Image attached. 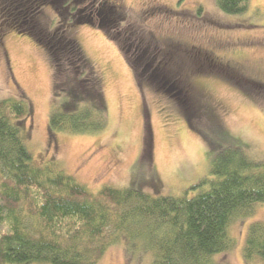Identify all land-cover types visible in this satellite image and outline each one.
<instances>
[{
    "label": "rangeland",
    "instance_id": "1",
    "mask_svg": "<svg viewBox=\"0 0 264 264\" xmlns=\"http://www.w3.org/2000/svg\"><path fill=\"white\" fill-rule=\"evenodd\" d=\"M116 1L121 27L153 62L135 78L116 40L91 24L72 28L99 78L107 109L106 128L93 134L49 130L50 60L30 36L0 27V100L28 104L30 114L21 125L34 161L54 160L91 191L133 186L151 195L191 197L201 190L194 185L213 178L210 159L232 138L250 157L264 160V0H249L241 14L220 11L215 0ZM80 2L85 19H92L89 0ZM59 20L54 9L42 10L46 27ZM226 66L241 71L228 79L220 71ZM155 67L161 72L151 76ZM172 81L174 90H181L177 94L166 88ZM256 221L264 222V203L231 219L232 244L210 264H245L244 239ZM123 242L110 245L96 264H152V250L141 243L127 250Z\"/></svg>",
    "mask_w": 264,
    "mask_h": 264
},
{
    "label": "trees",
    "instance_id": "2",
    "mask_svg": "<svg viewBox=\"0 0 264 264\" xmlns=\"http://www.w3.org/2000/svg\"><path fill=\"white\" fill-rule=\"evenodd\" d=\"M80 1L0 0V27L30 36L52 65L51 132L93 134L108 122L99 78L74 26L91 24L116 40L135 78L153 62L118 22V1L89 0L94 19H85ZM215 2L226 14H241L249 0ZM45 7L60 13L47 27L41 23ZM155 69H149L151 76L161 72ZM174 86L172 81L166 88ZM29 110L24 100H0V264H96L122 239L127 250L137 243L152 250V264H210L232 244L231 219L264 203V160L250 157L234 138L215 150L209 163L213 178L194 185L201 187L194 196L151 195L133 186L91 191L54 160L34 161L21 125ZM145 155L139 157L143 163ZM242 253L245 264H264V222L248 226Z\"/></svg>",
    "mask_w": 264,
    "mask_h": 264
},
{
    "label": "flooded vegetation",
    "instance_id": "3",
    "mask_svg": "<svg viewBox=\"0 0 264 264\" xmlns=\"http://www.w3.org/2000/svg\"><path fill=\"white\" fill-rule=\"evenodd\" d=\"M199 63V62H198ZM204 63L202 62V65H203ZM209 64V63H208ZM209 66L210 67H212V65L211 64H209ZM227 68V70L225 69L224 70V68L223 69H221L220 71L223 73V75L224 76H227V77H233V76H236V73H238V72H240L241 70L238 68V67H229L228 68V66H226ZM210 69V68H209ZM214 69V68H213ZM220 69V68H219ZM154 71H158L157 70V68L154 70ZM216 70H214V72H215ZM217 73H221V72H219V70H217L216 71Z\"/></svg>",
    "mask_w": 264,
    "mask_h": 264
}]
</instances>
